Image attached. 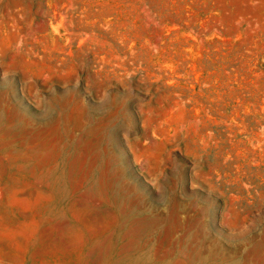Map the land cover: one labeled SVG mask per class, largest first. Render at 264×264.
I'll return each mask as SVG.
<instances>
[{
  "label": "rangeland",
  "instance_id": "rangeland-1",
  "mask_svg": "<svg viewBox=\"0 0 264 264\" xmlns=\"http://www.w3.org/2000/svg\"><path fill=\"white\" fill-rule=\"evenodd\" d=\"M0 264H264V0H0Z\"/></svg>",
  "mask_w": 264,
  "mask_h": 264
},
{
  "label": "bare ground",
  "instance_id": "bare-ground-1",
  "mask_svg": "<svg viewBox=\"0 0 264 264\" xmlns=\"http://www.w3.org/2000/svg\"><path fill=\"white\" fill-rule=\"evenodd\" d=\"M42 1V0H41Z\"/></svg>",
  "mask_w": 264,
  "mask_h": 264
}]
</instances>
